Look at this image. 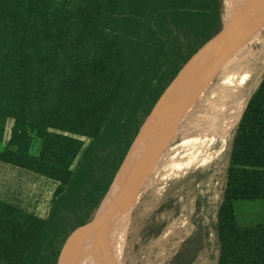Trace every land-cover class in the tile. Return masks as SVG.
I'll return each mask as SVG.
<instances>
[{
	"label": "trees",
	"instance_id": "1",
	"mask_svg": "<svg viewBox=\"0 0 264 264\" xmlns=\"http://www.w3.org/2000/svg\"><path fill=\"white\" fill-rule=\"evenodd\" d=\"M123 1L71 0L55 6L52 0H0V140L13 118L10 144L28 138L31 129L42 138L44 150L65 166L81 150V142L52 128L90 136L86 155L98 146L111 147L114 155L111 178L98 192L87 188V167L60 178L58 163L32 157L43 166L32 167L22 161V152L2 150V161L61 183L46 218L0 199V264H57L60 254L58 264H70L72 245L87 220L76 231L73 227L97 208L144 121L140 124V113L148 99L153 107L182 65L222 26L223 0H127L134 7L130 11L123 10ZM107 24L122 26L114 39L106 33ZM91 38L101 51L89 56ZM185 42L193 43L188 54ZM145 43L159 45L178 63L156 93L160 66L150 69V57L136 61ZM228 172L222 210L232 211L234 200L264 199V79L236 130ZM14 179L28 176L13 170L12 190ZM225 218L220 264H264V224L246 228L230 212ZM200 248H186L174 262L190 263L191 250Z\"/></svg>",
	"mask_w": 264,
	"mask_h": 264
},
{
	"label": "rangeland",
	"instance_id": "2",
	"mask_svg": "<svg viewBox=\"0 0 264 264\" xmlns=\"http://www.w3.org/2000/svg\"><path fill=\"white\" fill-rule=\"evenodd\" d=\"M66 1L71 0H52V3L59 6ZM105 1L100 0L99 3L102 4ZM246 1L237 0L240 9ZM124 4L126 5L124 11L134 8L127 0ZM106 26V33L111 39H114L122 28L117 24ZM260 34L264 36V29ZM91 39L89 56L101 51L93 44V38ZM185 45L184 52L188 54L191 52L193 43L185 42ZM144 52L146 54L150 52L152 55L143 56ZM155 52L160 55L159 58H156ZM147 57L153 59L150 69L155 70L160 66L157 79L154 81L153 92L156 93L168 83L178 63L169 52L161 50L159 45L152 47L145 43L136 61L138 63L140 59H147ZM245 59L242 69L250 70L251 76L240 88V94L237 93L238 97H243V103L237 114L235 113L236 116L228 121L230 126L225 128L220 122L223 117H228L230 114L228 110L218 118L216 123L208 127L206 134L208 137L204 138L205 123L210 108L186 119L178 130L164 134L157 145L165 139L179 137L182 138V142L173 145L163 153L145 175L134 178L120 194L117 200L120 207L119 222L117 220L111 240V247H117H115V258L118 264H177L174 262L176 255L186 250L188 245H199L201 248L190 252L188 257L191 258V262L187 264H220L223 252V230L228 221L225 218L226 214L230 212L234 221L241 227L251 228L256 224H264V199L234 200L232 211L222 210L226 204L228 169L236 130L250 98L264 79V44L261 40L251 46ZM232 73H234V66L231 62L213 72L209 79L204 80L195 90L214 76ZM146 105V110L140 113V124L146 118L153 103L148 99ZM13 123V118L7 120L0 140V152L7 147L22 152V161L32 167H43L32 157L42 158L49 164L58 163L60 178L65 177L69 171H76L80 166L87 167L89 169L87 188L92 187L98 192L103 190L101 188L111 178L114 156L111 147L101 149V146H98L86 155L85 150L92 144L90 136L52 128L51 130L55 132L69 135L81 142V150L72 162L65 166L51 152L44 150L42 138L31 129L27 130L28 138L21 137L19 142L17 139V142L10 144ZM2 167L16 169L28 176V179L24 181L14 179V185H12L14 190L10 189L12 195L10 197L13 199H11L12 203H8L28 213L46 218L50 212L56 188L61 183L60 180L0 159L1 173ZM65 184L67 185V182ZM3 201L6 202V200ZM81 212L83 211L81 210L80 214ZM91 215L81 222L89 219ZM89 224L90 220H87L84 229L72 245L74 252L71 255L70 264L79 262V247L84 243ZM117 224L119 226L115 233Z\"/></svg>",
	"mask_w": 264,
	"mask_h": 264
},
{
	"label": "water",
	"instance_id": "3",
	"mask_svg": "<svg viewBox=\"0 0 264 264\" xmlns=\"http://www.w3.org/2000/svg\"><path fill=\"white\" fill-rule=\"evenodd\" d=\"M222 4V26L220 30L189 57L165 87L150 113L139 127L97 208L91 217L86 219L91 222V231H89L93 236L84 238V243L79 247V258L84 263L118 264L108 238V222L120 194L134 178L145 175L156 164L163 153L173 145L182 142L181 137L165 139L157 146L148 147L149 132L162 109L176 98L183 86L188 85L199 75L205 74L210 68V63L220 52L224 53L225 59L222 67L231 64L232 59H235V56L239 54L244 40L239 35L242 11L238 6L237 0H223ZM207 79H209V74ZM80 224L74 227L73 231L80 228ZM71 235V232H69L62 248L67 239L70 240Z\"/></svg>",
	"mask_w": 264,
	"mask_h": 264
},
{
	"label": "bare ground",
	"instance_id": "4",
	"mask_svg": "<svg viewBox=\"0 0 264 264\" xmlns=\"http://www.w3.org/2000/svg\"><path fill=\"white\" fill-rule=\"evenodd\" d=\"M240 10L242 11V18L239 35L243 37L244 40L241 44L242 47L239 54L231 61L234 66V73L231 75L214 76L206 84L195 90L207 79L208 74L210 76L213 72L222 68L225 59L224 53L220 52L210 63V68L205 74L199 75L188 85L183 86L176 98L162 109L149 132L148 147L152 148L157 146L164 134L172 130H178L186 119L198 115L209 108L205 123L204 138L207 136L208 127L216 123L218 118L228 110H230V114L228 117L225 116L222 120L220 119V122L225 128L230 126L228 121L236 116V112H238L243 103V97H238L237 93L240 94V88L251 76L250 70L242 69L246 60L245 57L256 41L261 40L264 44V36L262 37L260 34L261 30L264 29V0H247ZM118 203L119 202L116 203L108 222V238L110 244L112 243L113 232L120 214ZM118 226L117 224L115 233L118 230ZM89 230L91 231V222L85 238H91L93 236ZM115 247L116 246L112 248L114 256H116ZM78 264L86 263L79 258Z\"/></svg>",
	"mask_w": 264,
	"mask_h": 264
},
{
	"label": "crops",
	"instance_id": "5",
	"mask_svg": "<svg viewBox=\"0 0 264 264\" xmlns=\"http://www.w3.org/2000/svg\"><path fill=\"white\" fill-rule=\"evenodd\" d=\"M3 168V167H2ZM15 169L5 167L2 170V173L0 172V198L3 200H6V202H11L13 199L10 192V184H9V179L11 177L12 171ZM2 180V181H1Z\"/></svg>",
	"mask_w": 264,
	"mask_h": 264
},
{
	"label": "flooded vegetation",
	"instance_id": "6",
	"mask_svg": "<svg viewBox=\"0 0 264 264\" xmlns=\"http://www.w3.org/2000/svg\"><path fill=\"white\" fill-rule=\"evenodd\" d=\"M191 246H192V245H188V247H191ZM197 246H198V245H197ZM188 247H187V248H188ZM191 252H195V250L193 249V250H191ZM181 262H182V263H185V264L188 263L186 260H181ZM182 263H181V264H182Z\"/></svg>",
	"mask_w": 264,
	"mask_h": 264
}]
</instances>
